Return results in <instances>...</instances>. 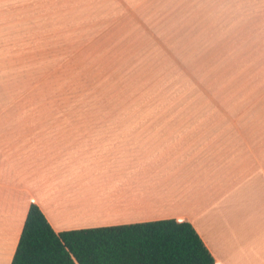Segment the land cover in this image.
<instances>
[{
	"label": "crops",
	"instance_id": "obj_1",
	"mask_svg": "<svg viewBox=\"0 0 264 264\" xmlns=\"http://www.w3.org/2000/svg\"><path fill=\"white\" fill-rule=\"evenodd\" d=\"M47 3L80 84L40 105L93 115H28ZM31 204L55 233L175 220L214 264H264V0H0V264Z\"/></svg>",
	"mask_w": 264,
	"mask_h": 264
},
{
	"label": "trees",
	"instance_id": "obj_2",
	"mask_svg": "<svg viewBox=\"0 0 264 264\" xmlns=\"http://www.w3.org/2000/svg\"><path fill=\"white\" fill-rule=\"evenodd\" d=\"M11 264H214L187 222L147 223L55 233L31 204Z\"/></svg>",
	"mask_w": 264,
	"mask_h": 264
},
{
	"label": "rangeland",
	"instance_id": "obj_3",
	"mask_svg": "<svg viewBox=\"0 0 264 264\" xmlns=\"http://www.w3.org/2000/svg\"><path fill=\"white\" fill-rule=\"evenodd\" d=\"M47 1V0H46ZM159 1V0H158ZM49 3L46 4V12H45V32H46V49H45V55H44V70L39 71V76L35 77H29V98H28V115L29 116H39V115H45V116H76V115H93V111L91 110H81V109H69L67 107H63V104L55 106L52 103H48L46 105H40L41 100H60V96L63 93V91H68L72 86H77L80 84V81L78 79L75 80L74 84H72V80L75 78H72L69 76V71L64 72L65 68L68 67L69 62H66V60H59L60 58H57V62L53 61V54L51 50H48L51 48V46H48V42L52 40L53 37V28L54 24L56 23L57 29L59 28V21L62 22L61 19L58 18L56 21L53 19V11L51 10V5ZM60 6V5H59ZM50 10V11H49ZM158 13L156 14V20H159V18L163 19L164 13H163V7L157 8ZM154 16V15H153ZM59 34V33H57ZM177 66L180 68L179 61L176 62ZM56 67V68H55ZM175 77V75H173ZM162 76L159 78L161 79ZM179 75L175 77V80L179 82ZM158 79V80H159ZM88 80V78H87ZM109 82V80H108ZM61 89V93L56 95L54 94V89ZM115 86V85H114ZM111 86L113 89H116V87ZM108 89H110V85H107ZM118 90V89H117ZM79 96V94H78ZM73 96L66 92L61 96L62 101H69ZM38 103V104H37ZM116 104L120 105V102L113 101V103L109 104V108H104L101 115H107V116H120V108H114ZM25 110H23L24 112Z\"/></svg>",
	"mask_w": 264,
	"mask_h": 264
}]
</instances>
